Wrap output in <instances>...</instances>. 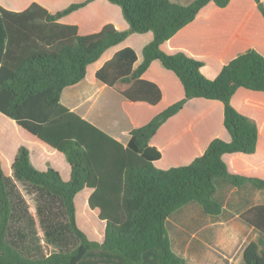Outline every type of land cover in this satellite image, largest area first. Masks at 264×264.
I'll return each instance as SVG.
<instances>
[{
  "label": "trees",
  "instance_id": "trees-1",
  "mask_svg": "<svg viewBox=\"0 0 264 264\" xmlns=\"http://www.w3.org/2000/svg\"><path fill=\"white\" fill-rule=\"evenodd\" d=\"M91 1L55 14L34 3L22 12L0 6V114L63 154L70 178L63 181L52 168L35 170L24 147L18 148L11 171L16 180L58 198L77 240L71 251L37 261L23 259L7 245L10 208L0 165V264H81L90 258L103 264H185L170 249L165 223L171 215L194 203L205 215L218 216L216 181L264 190V129L239 108L243 94L264 95V41L254 34L257 26L264 27V0H194L186 6L170 0H107L121 10L126 30L108 24L98 33L79 36L76 27L57 23ZM206 6L209 14L199 16ZM146 32L152 40L136 68L135 53L126 48L104 64L97 78L131 101L154 105L160 90L141 75L158 60L177 77L184 96L131 130L122 148L64 107L60 95L83 79L86 66L105 50ZM163 44L172 53L162 51ZM204 59L221 65L213 79L201 72ZM197 98L222 104V125L230 140L212 139L187 165L155 168L152 162L161 154L149 140L187 101ZM110 158L119 168L115 186L100 170ZM84 188L94 190L88 207L98 209V219L105 222L101 243L88 240L76 224L73 200ZM241 219L264 235V206L248 209ZM242 261L264 264V241L248 243Z\"/></svg>",
  "mask_w": 264,
  "mask_h": 264
},
{
  "label": "crops",
  "instance_id": "crops-1",
  "mask_svg": "<svg viewBox=\"0 0 264 264\" xmlns=\"http://www.w3.org/2000/svg\"><path fill=\"white\" fill-rule=\"evenodd\" d=\"M83 1L85 0H0V6L11 12H22L34 3L48 14H55L71 4ZM170 1L186 6L194 0ZM209 12L210 8L206 6L198 15L207 16ZM57 23L76 27V34L79 36L98 33L108 24L118 31L127 29V23L119 7L107 0H93L61 17ZM151 40V32L132 34L119 44L108 48L95 62L86 66L83 79L64 88L60 95V103L64 107L106 134L122 148L127 147L131 130L145 125L155 115L184 96L177 77L165 70L158 60L152 61L141 75L142 80L154 83L160 90L161 99L154 105L145 101H131L97 78V72L104 64L111 60L115 53L126 48L134 51L136 60L133 68H136L142 61V49ZM160 49L166 53H172L166 44L161 45ZM203 61L207 67L205 59ZM213 61L211 66L216 67L213 73H205V67L201 69L203 75L209 79H213L221 68L218 61ZM242 96L244 97L240 100L239 108L255 118L260 128L264 129V95L246 93ZM194 104L207 105V107L190 112L192 117L189 119L186 115ZM214 113L219 125L221 124L220 134H211L205 138L207 118ZM222 121L223 106L220 102L201 98L187 101L183 108L164 122L149 140V145L161 154V158L153 161L152 165L161 170L187 165L204 153L212 139L220 138L228 142L230 137L223 128ZM19 147L27 149L29 163L39 172L52 168L59 173L63 181H68L70 167L63 154L0 114V165L3 173L2 164L6 163L8 168V176H5L7 178L5 191L7 195H10L14 206V210H10L5 238L10 236L23 248L31 250L28 241L26 242L25 223L28 220V213L32 210L31 200L35 202L31 196L38 190L34 186L29 188L20 185L23 182L16 180L13 176L11 164ZM166 150L169 151L171 159H166ZM105 164L100 170L103 171V176L108 178V184L115 186L119 178V168L116 167L114 158H110ZM112 189L110 188L109 192ZM93 191V189L84 188L75 195L73 201L75 207L77 197L80 196L82 203H86L88 213L83 215L84 226L88 230L86 237L90 241L101 243L104 238L105 222L98 219V209L91 210L88 207V199ZM263 192L264 190L254 189L247 184L233 187L222 181L213 195V199L218 200L221 206V213L218 216L205 215L194 203L183 206L165 223L171 251L183 258L185 264H243L244 247L250 242L264 241V235L241 219V214L254 206H264ZM48 208L49 204L41 199H38L34 205L36 212ZM76 224L80 226L77 219ZM247 234L251 237L249 238ZM210 246L216 250L222 249L221 253H210L208 251ZM45 254L48 256L50 252ZM81 264L103 263L90 258Z\"/></svg>",
  "mask_w": 264,
  "mask_h": 264
},
{
  "label": "rangeland",
  "instance_id": "rangeland-1",
  "mask_svg": "<svg viewBox=\"0 0 264 264\" xmlns=\"http://www.w3.org/2000/svg\"><path fill=\"white\" fill-rule=\"evenodd\" d=\"M256 32L254 33L256 38L260 39L261 41H264V27L262 25L257 26ZM206 66L204 72L205 73H213L216 70V67L211 66L212 62H214L212 59H205ZM207 105H191L189 108V112L187 113V117H192L190 112L197 111L198 109H205ZM220 126L217 120L216 114H212L207 118V126L205 129V138L211 134H220ZM168 150H166V159H171L170 153ZM5 176H8V168L6 166V163L2 164ZM158 169V168H157ZM5 177V187L7 186V178ZM20 183V182H19ZM222 183V181H216V187H219V185ZM20 185L34 188L31 185L20 183ZM38 192L35 195H32V199H35V202H38V199L46 201L47 204H49V208L44 211H34V205L36 204L31 200V212L28 213V220L25 223L26 231L25 235H27V240L31 250H27L23 248L21 245H19L16 241H13L10 236H7L5 238V243L9 245L14 251H16L23 259L28 261H37L41 260L46 257V254L52 253H66L74 249L77 245V240L74 237V235L71 233L66 215L63 209V206L60 205V201H58V198L50 195L45 190L35 187ZM257 192V191H255ZM264 194V192L262 193ZM8 196L9 200V207L10 210H14V206L11 202L10 195ZM215 201L220 204L218 200L215 199ZM27 212V211H26ZM88 213L86 203H82V198L79 196L77 197L76 203H75V216L77 221L79 222V229L87 236L88 230L84 226V218L83 215ZM248 235V234H247ZM250 238L251 236L248 235ZM55 247V249H53ZM221 250L214 249L213 247H209L210 253H221ZM54 251V252H53ZM237 251V250H235Z\"/></svg>",
  "mask_w": 264,
  "mask_h": 264
}]
</instances>
